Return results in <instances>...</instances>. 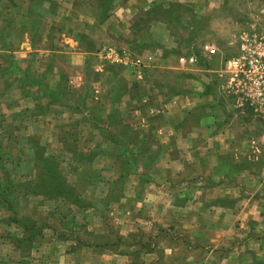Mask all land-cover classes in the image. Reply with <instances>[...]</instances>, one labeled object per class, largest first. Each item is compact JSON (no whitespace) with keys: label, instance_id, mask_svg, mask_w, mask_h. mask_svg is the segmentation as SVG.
Wrapping results in <instances>:
<instances>
[{"label":"rangeland","instance_id":"rangeland-1","mask_svg":"<svg viewBox=\"0 0 264 264\" xmlns=\"http://www.w3.org/2000/svg\"><path fill=\"white\" fill-rule=\"evenodd\" d=\"M143 1L144 4L136 0L134 5L141 8L130 21L120 19L121 14L116 16L114 12L110 17L105 15L104 11L117 5L115 0H0V121L4 125L0 124V239H8L6 245L1 242L0 264L1 259L15 255L16 261L12 264H56L52 253L39 254L36 249L45 242L48 244L51 237L61 240L72 234H75L71 236H75V249L84 251L83 255L81 251L76 255L81 258L78 264H110V261L113 264H225L224 258L230 255L233 247L230 236L217 238L216 229L204 238L191 236L196 228L194 224L189 233L177 223L166 228L148 224L149 230L145 232L137 228L119 236V231L127 227L124 224L115 227L113 219L129 223L136 208L134 205L125 206L122 211H111V208H116L113 204H118L124 195L129 201L133 200L138 193V183L141 185L146 180L138 177L136 167L142 163L140 156H146V176L151 178L156 171L152 168L155 161L162 167L175 169L180 164L178 151L191 150L189 160L187 156L183 160L184 171L172 180L177 185L191 182L192 190L187 188L185 195H194L198 200L202 186L210 188L222 183L217 181V176L223 172V182H230L232 169L237 171L227 162L229 150H253L251 168L255 170V180L262 181L257 172L263 174L261 170H264V81L255 85L253 77H234L228 65L241 53L243 34L250 35L256 42L264 41V0H159L160 4ZM163 2L166 6L161 5ZM153 4L156 5L152 7ZM147 11L151 12L145 15ZM205 45L214 52L205 50ZM107 46L121 49L128 61L125 66L105 69L109 73L106 86L111 93L115 91L114 96L109 90L103 95L108 104L117 102L131 84L122 74L143 70L149 77L148 84L162 90L160 95L165 102L191 92L189 100H185L192 106L185 112L186 118L183 120L180 108L171 111L170 116L165 115L164 108L156 115L152 112L137 115L131 111L126 115L124 111L111 114V121H98L105 114L104 104L99 100L101 103L92 106L94 109L83 116L87 121H78L76 117L81 119L82 114L77 115V112L84 101L70 92L72 81L83 72L86 77L88 73H98L95 55ZM84 51L83 66L82 56L75 54ZM141 54L152 59L159 55L163 61L134 65L131 59ZM189 55L195 57L194 64L178 61L179 57ZM130 56L133 57L130 59ZM258 65L262 75L263 58ZM45 72L60 75L57 93L49 92ZM259 80H264V76ZM12 87L21 90L16 92L15 89L16 101L31 97V116L23 110L8 113L7 101L11 96L6 92ZM48 102L60 109L49 113ZM18 105L23 104L19 101ZM75 108L78 111L74 116L69 111ZM13 116L16 119L11 121L12 125L5 118ZM71 117L77 121H72ZM81 132H84L82 136ZM87 134L94 136L95 143L99 144H116V137L129 154L121 149L116 161L111 163L96 157L102 151L87 148ZM169 137L172 141L165 143L163 139ZM165 145L176 151H173L175 163L171 164L170 157L165 156ZM83 150L87 163H78L76 155ZM40 159H50L49 162L57 165L66 197L63 194L55 197L49 193L50 188L40 187L43 175L40 169L44 166ZM80 163L84 166L80 174L84 180L89 179V164L95 170L112 168L109 174L99 176L106 177L110 183L107 195H103L104 188L94 191L73 187L78 186L76 171ZM33 164L40 172L29 169ZM119 166L124 169L120 175ZM30 187L33 191L29 197L33 198L24 207V189ZM60 191L59 186V195ZM9 193L16 197L19 205L11 204ZM73 193L77 206L72 204ZM45 200L48 203L43 205ZM211 201L208 206H202L209 218L211 214L216 217L220 213L216 202ZM89 206L93 209L88 212L91 213L90 225L76 218ZM200 208L193 203L192 211L199 213ZM74 211L75 221L72 220ZM43 215L53 216L55 220L47 224L42 221ZM204 224L211 221L205 220ZM12 248L17 254L11 253Z\"/></svg>","mask_w":264,"mask_h":264},{"label":"crops","instance_id":"crops-1","mask_svg":"<svg viewBox=\"0 0 264 264\" xmlns=\"http://www.w3.org/2000/svg\"><path fill=\"white\" fill-rule=\"evenodd\" d=\"M115 1L117 3L115 7H110V9L104 11L106 16L107 15L109 16L114 12L116 13V16L121 14L120 19H125V20L127 19L131 21L136 15L137 11L141 8V7L140 8L136 7L134 5L136 3V0H115ZM145 1L148 2V4L149 2L159 3V0H152V1L145 0ZM97 2H99V0H97ZM142 2L144 4L143 0ZM164 3L165 2H163V4L161 3V5L166 6V4ZM105 48H110L114 51L117 50V52L122 53L121 49H117L109 46L104 47L103 49ZM85 53L86 51L82 52L81 54L80 53L75 54L82 56L80 57L83 60L81 62V65L83 66L85 65V61H84V56L86 55ZM144 56L146 55L141 54L138 57L130 56L129 58L130 59L132 57L133 59L140 58L139 60L141 62L148 61L149 63L150 60H156L157 62L163 61V59L160 58L159 55L158 58L155 59H152V57H144ZM123 57H125L124 54ZM95 58L98 61V64L95 66V70L97 71L99 69V72L92 74L88 73L87 76L88 78L86 77V75H84L83 72L82 75L75 77V81H72L73 86L71 87L70 92L71 93L73 92L72 93L73 96L77 97L78 99H83L84 105L78 109L79 111L77 110V108H75V110H71V111L67 110V111L73 113L74 116L76 114L75 111H78L77 115L82 114L81 119L79 116L76 117L79 118L78 121H87V119H85V117L83 116H86V114L90 111V109L91 110L94 109V107L92 106L99 105L101 102L104 104L102 109L105 112V114L103 115V119H98V121H111L112 120L111 114L123 113L124 111L126 115L128 114V111L129 112L131 111L132 114L135 113L137 115H141L142 113L145 112H152L151 113L152 115H156L158 111L164 110V108H165V115L167 116L171 115V111L175 110L176 108L177 109L180 108L183 111L184 116L182 118L184 120L186 118L185 112L192 108V106L190 105L188 106V102L187 103L185 102V100L186 101L189 100L188 95H191V92L189 93L187 92L186 94L184 93V96L182 98H173L171 100L168 99L165 102L164 99H162L163 98L162 95H160L162 90L160 89L161 91H159V89H157L155 86L148 84L147 81L149 77L147 76V72L144 73L143 70L141 72H132V73L129 72L127 73L128 75L122 74L125 80L128 79L131 80V84L127 85V88L123 92V95L120 97V99L117 102H115L114 104L112 103V105L108 104L106 99L103 98V95L106 96L107 91L109 90L110 92L109 94H113L114 96L115 91L111 93L109 87L106 86V83L108 82L107 79L109 78V73L105 69H108V66H114V65L125 66L126 64H124L123 62H116L114 60L111 61L109 59L100 57L98 53L95 55ZM101 77H102V81H100ZM59 78L61 77L58 73L45 72V82L47 83V88L49 89V92H52L51 94L57 93V91L60 89ZM86 83L87 85H85ZM9 89L6 92L7 95L11 96L8 98L7 101L9 103L8 113L12 111L15 112L16 110H23L24 112H27L28 115L31 116L30 113L31 109L29 106V105H31V107L33 106V103L30 102L32 101L31 97L29 98L24 97L22 98L23 100H19L23 105H18L17 107L19 101H16L15 96H13V94L16 90H17L16 92H21V90L15 87H12L11 88L12 90ZM99 100L101 102H98ZM49 102L47 103V105L49 106V110H48L49 113L52 112L53 114L54 110L60 109L58 106L55 107L50 106ZM106 113L108 114L107 116ZM42 118H47V117L43 116ZM15 119H16L15 116H13L12 118L9 117L5 118L6 121H9V123L11 121H15ZM150 119H152V117ZM71 120L77 121V119H74L72 117ZM148 121H153V120L148 119ZM0 124L2 127L4 126L3 121H0ZM11 124L13 125L12 122ZM153 125L154 124L152 123L151 126ZM82 129H86V128L82 127ZM83 134L84 132H81V136ZM88 135L89 134H87L86 137L87 142L89 144L87 148H89V150H94L95 148H97L96 150H98L99 152L102 151V153L96 157L103 158L104 160L109 161V163L116 161L118 155L121 152V148L119 147V145L114 143L112 144L111 142H106L102 144L95 143L94 136L90 134L88 137ZM7 138L10 139L9 136ZM4 140L5 138L3 139V141ZM163 141H165V143H170L172 140L169 137V138H164ZM85 150H83L84 152L82 154L79 153V155H76L77 160H79L77 161L78 163L81 161H83L82 163L85 162L87 163ZM165 150L167 151L165 156L167 155L171 159V161L169 160V162H171V164L175 163L176 156L174 155V152L176 151L171 149L170 145L167 146L165 145ZM229 151L230 154L227 156V162H229V164L232 165L231 166L232 168L235 167L237 171H234L232 169V172L229 176L230 182L228 181L223 182L224 180V172H223L221 173V175L217 176V181H222V183L218 185H214L208 188L203 186L201 187V184H198L201 187L199 192L200 194L199 200L194 195L189 194L187 197L185 195V191L187 190V188L189 191L192 190L191 182L189 184L188 182L187 183L182 182L177 185L172 180L174 176L179 175L184 171L185 163L183 160L186 156H187L186 160H189V157L192 156L191 150H183L182 152L178 151L179 154L178 156L180 157L178 163L180 164L179 167L175 169H167L166 167H162V165H159L158 161H155V165L152 168H155L154 171L155 170L156 171L155 172L153 171L154 174H151L152 175L151 178L148 177L149 175L146 176V174H148V170H147L148 166L145 164L146 156H140L142 163L137 165L136 169H137V173H139L138 177L145 178L146 180L141 185H139L138 183L137 185L138 193L134 195L133 200L129 201L128 199L129 197H127V195H124L120 198L121 200L118 204H113L116 206V208L113 207L111 208V211H115V210L122 211L125 209V206L131 207L132 205H134L136 208V212L129 219L130 220L129 223H127L126 220H121L120 222H116L115 218L113 219L115 227L118 228L119 224L120 225L124 224L127 227L125 231H121V230L119 231V236H125V234L130 233L131 231H133V229L138 230L137 228L140 229L139 231L145 232L146 230H149L147 227L148 224H152L151 226L153 227L157 226L159 228H166L173 226L177 223L181 225L180 227L185 228L183 229L185 232L189 233L191 232L190 229L193 227L194 224L196 225V228L191 234V236L204 238L210 234L212 229H216L217 238L222 239L224 236L228 235L233 239L232 251L230 252V255L224 258L223 260L225 264H264V178H262V176H264V170H261L263 171V174L261 172H257V174H259V177L261 178L262 181H256L254 175L255 170L251 168L254 151L251 150L250 148L249 149L247 148L246 150H229ZM217 153L219 154L218 151ZM201 154L204 155V153L202 152ZM31 157L32 155L30 152L29 153L30 160ZM88 158L90 159V156H88ZM158 158L160 159L161 156H158ZM82 163L78 164L79 167L77 168L76 171L78 174L77 176L78 186L75 185L73 186L75 187L76 190L93 189L95 191L99 189L103 190L104 188L106 192V189L108 190L111 189V186H109L110 183H108V179H106V177H99V176L101 174L107 173L108 171L112 172V168L107 169L103 167L102 169L95 170L93 169V166H91L92 164H89V169H88L89 179L84 180V176L80 175L83 170L82 168L84 167L82 166ZM119 167L121 169L120 168L118 169L119 172L118 175L124 172L123 166L122 167L119 166ZM29 169L38 170L40 172V170L34 164L32 165V167H29ZM106 169L107 171H105ZM109 173L110 172H108V174ZM94 174L95 176L92 177ZM40 178L42 181L41 184L42 186L40 187H46L47 179L43 175L40 176ZM29 185H31V183ZM7 187L10 188V186ZM32 191H33L32 187L28 189H24L25 192L23 193L25 194L23 198L24 207L25 205L29 204L28 201L31 198H33V197H29L32 196L31 195ZM107 193L108 191L106 193H103V195L104 194L107 195ZM101 196L102 195H100V197ZM9 197L8 200L9 199L12 200L10 202L11 204H13V206L14 205L17 206V204L19 205V201H17L14 195H10L9 193ZM100 197H98V200L101 199ZM211 200H214V202H216L217 208L220 210L219 211L220 213L217 214L216 217L211 214L209 218V216L207 215L208 213H206V210L202 209V206L204 207L205 205L208 206L209 202H212ZM49 202L52 203L53 201H49ZM92 202L95 203V199L92 200ZM194 202L195 205L201 207L199 209V213H196V211H192V205ZM46 203H48L47 200H45L43 205ZM71 207H75V206H71ZM105 210L109 211L108 208H105ZM92 211L93 209L90 208L89 206L87 211L79 212L80 214H77L76 218L82 220V222H87L90 225L91 221L89 220L91 213L88 212H92ZM127 213L128 212H126V214ZM72 215L74 216V219L72 220L75 221V211L74 213H72ZM80 215L82 216L80 217ZM109 215L111 216V218H113L111 212ZM45 216L46 215H43L42 221L46 222L47 224L50 223V221L55 220V217L53 216L52 217L51 216L45 217ZM205 220H210L211 224H204ZM48 227L49 226L47 225V228ZM55 235H57V231L55 232ZM71 236L65 237L61 240H55L54 238H57V236L54 238L53 237L49 239L47 238L50 242L48 244L47 242H45L42 247H39L36 250L39 252V254L45 252V255L46 254L49 255V253H52L53 257L57 259L56 264H78L79 262L78 259L80 260L81 258L77 257L76 255L80 254L78 253L79 251H81L83 255L84 251L83 249L82 250L75 249V236L73 237ZM246 236L248 237L246 238ZM7 240L8 239H6L5 237H2L0 239V249H1V242H4L2 245H6ZM58 248H61V250H59ZM12 249L13 251H11V253L13 255L17 254L16 250L14 248ZM212 249H216V248L213 247ZM16 256L17 255L11 258L8 257L7 259H1V261H3L2 264H4V262L6 264L14 263L16 261L15 260ZM0 257H1V253H0ZM18 260H20V258H18ZM110 264H113V262L110 261Z\"/></svg>","mask_w":264,"mask_h":264},{"label":"built area","instance_id":"built-area-1","mask_svg":"<svg viewBox=\"0 0 264 264\" xmlns=\"http://www.w3.org/2000/svg\"><path fill=\"white\" fill-rule=\"evenodd\" d=\"M240 46V55L232 59L228 65L230 68H232L233 76L249 78L253 77V84H261L264 80L260 81L259 78L264 76V73L261 75L262 71L260 70L258 63L262 58L264 60V41L256 42L255 40L250 39V35L243 34L240 39ZM204 49L208 50V52L211 54L214 52L212 47H208L206 45L204 46ZM98 55L111 61L114 60L116 62H123L124 64H127L128 62L127 59L123 57V54H119L110 48L102 49ZM178 61L184 64H194L196 59L193 55H189L179 57ZM132 62L134 65H138V63L141 61L135 58L132 60Z\"/></svg>","mask_w":264,"mask_h":264},{"label":"trees","instance_id":"trees-1","mask_svg":"<svg viewBox=\"0 0 264 264\" xmlns=\"http://www.w3.org/2000/svg\"><path fill=\"white\" fill-rule=\"evenodd\" d=\"M155 5L153 4L152 5V7H154ZM152 12H153V9L151 10ZM151 11H147L146 13H145V15H148ZM114 142L117 144V145H119L120 147H121V149H122V151L124 152V154H129L128 153V151L126 150V148H125V146L123 147L122 145H121V142L122 141H120V140H118V138H116L115 137V140H114ZM125 150V151H124ZM127 151V152H126ZM122 152V153H123ZM126 152V153H125ZM37 159L39 160V158L37 157ZM49 160L50 159H48V160H41L40 159V161H42L43 163H44V166L43 167H41V173L44 175V176H46V177H48L47 178V180H48V184H47V187H46V190L47 189H49L50 188V190H49V193H53L54 194V196L55 197H58V196H62V194L64 193L63 192V190H65V189H63V187H64V185H63V183L61 182L62 181V178H61V175H60V173L58 172V170H57V165L53 162V163H51V162H49ZM61 187V191H60V195H59V193H58V187ZM51 191V192H50ZM74 195H73V203L72 204H74L75 206H77L76 205V202H75V193H73ZM66 195L67 194H63V196H65L66 197ZM80 205V204H79ZM29 239H31V236H29L28 237ZM120 238L121 237H118V239L117 240H120ZM116 242H118V241H116ZM120 242H122V239H121V241Z\"/></svg>","mask_w":264,"mask_h":264}]
</instances>
